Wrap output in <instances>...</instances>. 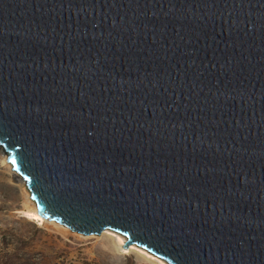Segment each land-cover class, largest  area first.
<instances>
[{
  "label": "water",
  "instance_id": "obj_1",
  "mask_svg": "<svg viewBox=\"0 0 264 264\" xmlns=\"http://www.w3.org/2000/svg\"><path fill=\"white\" fill-rule=\"evenodd\" d=\"M0 145L71 231L264 264V0H0Z\"/></svg>",
  "mask_w": 264,
  "mask_h": 264
},
{
  "label": "rangeland",
  "instance_id": "obj_2",
  "mask_svg": "<svg viewBox=\"0 0 264 264\" xmlns=\"http://www.w3.org/2000/svg\"><path fill=\"white\" fill-rule=\"evenodd\" d=\"M15 182L0 159V264H158L138 249L118 248V232L111 229L83 235L26 217L27 202Z\"/></svg>",
  "mask_w": 264,
  "mask_h": 264
},
{
  "label": "bare ground",
  "instance_id": "obj_3",
  "mask_svg": "<svg viewBox=\"0 0 264 264\" xmlns=\"http://www.w3.org/2000/svg\"><path fill=\"white\" fill-rule=\"evenodd\" d=\"M0 159L1 162L9 167L10 173L13 177L14 180H16L18 183L15 182V186L20 188L21 193L25 196V199L27 202V205L25 206L26 208L22 210V213L33 220H36L40 223H46V222H53L59 226H63L56 221L49 220L38 212L36 202L31 198V191L27 186V183L23 180V178L20 176V174L13 169L12 163L8 161V154L5 151L4 147L0 145ZM19 193V191H18ZM21 211V210H20ZM108 230V229H107ZM106 231V230H105ZM109 231V230H108ZM116 237L118 240V248L123 249L124 252H130L132 249H138L141 252V255L143 254L145 257H147L151 261H155L158 264H170L167 262L165 259H162L152 252L148 251L147 249H144L143 247H138V245L131 244L129 248L125 246L126 243V237L120 233H116ZM114 237V238H116Z\"/></svg>",
  "mask_w": 264,
  "mask_h": 264
}]
</instances>
